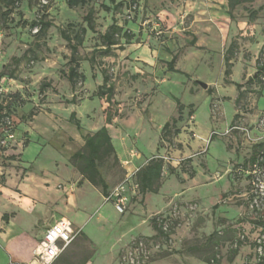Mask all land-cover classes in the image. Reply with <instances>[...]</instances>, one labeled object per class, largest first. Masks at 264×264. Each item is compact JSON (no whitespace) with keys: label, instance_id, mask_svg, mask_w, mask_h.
<instances>
[{"label":"rangeland","instance_id":"obj_1","mask_svg":"<svg viewBox=\"0 0 264 264\" xmlns=\"http://www.w3.org/2000/svg\"><path fill=\"white\" fill-rule=\"evenodd\" d=\"M123 2L111 9L109 0L75 7L0 0V264H34L38 239L60 218L78 234L52 264H122L129 252L127 264H244L252 257L250 238L264 220V163L250 161L264 142V0L230 13L226 0L234 24L200 34L196 50L187 28L193 11L205 17L218 0ZM89 10L94 30L86 29L78 48L84 80L72 86L65 77L70 49L59 29L86 27ZM35 19L51 26L39 33L30 26ZM113 20L135 35L106 49L101 34ZM174 54L186 56L169 71ZM102 70L114 85L110 102L93 94ZM174 98L184 104L182 116L162 132L178 117ZM72 112L80 132L68 120ZM104 125L113 147L97 159L106 196L76 157L86 153L82 136ZM153 156L163 161L161 184L142 194L136 175ZM159 219L167 225L162 233Z\"/></svg>","mask_w":264,"mask_h":264},{"label":"trees","instance_id":"obj_2","mask_svg":"<svg viewBox=\"0 0 264 264\" xmlns=\"http://www.w3.org/2000/svg\"><path fill=\"white\" fill-rule=\"evenodd\" d=\"M112 4L111 9H117L120 7L124 2L123 0H120L116 2L115 0H109ZM134 2L135 0H131ZM253 0H227V6H228V12L230 13V10L233 9L235 6L244 3V2H251ZM67 5L69 7H75L77 5H85L87 0H66ZM100 6L108 11L110 10V7L104 3L100 4ZM82 19L86 22V27L81 26L75 31L73 34L69 33L66 29L60 28L59 34L60 36L67 42V46L70 49V55H69V66L67 72H65V77L69 81V83L74 86L78 81L84 80V74L78 71L79 68V61L80 57L78 54V48L83 43V38L86 33V29L93 31V20H92V10H89ZM30 26L37 27L39 33L44 32L49 26H51L50 21H44L42 19H35L30 23ZM134 32H132L129 29H122V26L118 25L115 20L112 21V23L107 27L106 31L101 34V39L103 42V46L108 49L115 45H120V38L124 39L125 44L130 43L131 39L134 37ZM190 45L195 44V38L193 37L189 41ZM234 47V42L231 41L229 47L226 50V53L224 55V62H225V69H224V80L225 82H230L229 76L231 74V67L232 63L230 61V54L232 53ZM175 56H173L170 60L166 62V67L169 71H178L175 67ZM260 69V65H258ZM102 83L97 86V89L94 91V95L99 98L106 100L107 102H110L114 93V85L109 82V76L106 74L104 70H102ZM257 78V74H256ZM254 76H251L248 78V81H254ZM47 85V84H43ZM238 94L237 98L240 96V89L242 87V84L238 83L236 84ZM175 103L177 105V111H178V117L172 118L171 122L167 120L161 128L162 132H165L170 124H175L178 120H180L182 116V110L184 108V105L180 103L178 98H174ZM70 103H74V98L70 100ZM188 115H192V104L188 105ZM69 122H71L73 125H75L76 129L80 132L81 126L79 119L76 118L75 113L72 112L69 115L68 118ZM104 122L106 124H111V115L105 114ZM175 133H179V130L176 129ZM84 140V146L86 149V153H77L76 157H79L82 159V167L80 169L81 173L83 175H86L89 180H92L93 177H96V180L98 184L101 187V193L102 195H107V188L108 185L106 181L104 180L103 176L100 174V171L97 167V159L99 158L100 153L103 150H109L113 152V147L111 144V138L108 133V130L106 126H102L96 131H94L91 134H86L82 136ZM27 145V144H25ZM255 151L254 154L251 156V163L257 164V165H263L264 163V142H258L255 144ZM114 158L116 159V155L114 154ZM28 170V168H27ZM162 172H163V161L161 158L158 157H151L146 164L137 172L136 175V182L139 191L144 194L147 192H157L160 184H161V178H162ZM170 173H173V170L171 169ZM93 181V180H92ZM4 217V216H3ZM6 218V217H5ZM4 218V219H5ZM156 223V222H155ZM262 227H264V220L259 222ZM155 229L158 231V233H162V228L160 225H156ZM211 237V235L209 236ZM264 264V261H263Z\"/></svg>","mask_w":264,"mask_h":264},{"label":"built area","instance_id":"obj_3","mask_svg":"<svg viewBox=\"0 0 264 264\" xmlns=\"http://www.w3.org/2000/svg\"><path fill=\"white\" fill-rule=\"evenodd\" d=\"M263 58L260 63L261 79L264 82V44L262 47ZM264 128V119L262 120ZM257 167V164H253ZM256 170L253 168L252 171ZM118 212H123V207L120 204L116 205ZM161 228H165L166 222L162 219L157 220ZM78 230L74 227L72 222L66 218L56 220L50 227H48L42 237L38 240L34 249V264H52L55 259L64 251V249L76 238ZM250 243L253 246L252 257L244 264H263L264 261V227H256L255 234L250 238ZM125 264L133 261V257L129 252L124 256ZM122 263V264H124Z\"/></svg>","mask_w":264,"mask_h":264},{"label":"crops","instance_id":"obj_4","mask_svg":"<svg viewBox=\"0 0 264 264\" xmlns=\"http://www.w3.org/2000/svg\"><path fill=\"white\" fill-rule=\"evenodd\" d=\"M213 1L214 0H211V2H213ZM218 1H219L218 4L212 3L213 8H211L210 10H205V14H206L205 17H203V16L200 17L199 15L196 14L197 11H193L194 18L189 22V25L187 27L190 30L191 39L193 37L195 38V44L190 46L192 49L196 50V49H199V47L201 46L200 42H199V35L200 34H202L203 36L207 37L208 36V32L210 31V29H215L216 31H221L220 30L221 27L224 26L226 23H228L229 26L230 25L232 26L234 24V22L228 21L229 13L227 14L225 12L226 11V9H225L226 8V4H225L226 0H218ZM217 8H219V9H217ZM199 24L203 27V30L198 32L195 28H197ZM182 29H185V28H182ZM174 55H175V65H174V67L176 68L177 64H178V61L181 59V57L186 56V55H182V56H180L178 54H174ZM181 104H183V103H181ZM189 104H192V103H189ZM189 104H185V105H189Z\"/></svg>","mask_w":264,"mask_h":264},{"label":"water","instance_id":"obj_5","mask_svg":"<svg viewBox=\"0 0 264 264\" xmlns=\"http://www.w3.org/2000/svg\"><path fill=\"white\" fill-rule=\"evenodd\" d=\"M202 86H203V87H206V85H205V84H202Z\"/></svg>","mask_w":264,"mask_h":264}]
</instances>
